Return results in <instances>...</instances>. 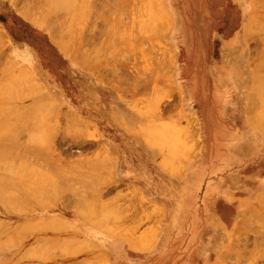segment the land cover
<instances>
[{"label":"rangeland","instance_id":"374dc122","mask_svg":"<svg viewBox=\"0 0 264 264\" xmlns=\"http://www.w3.org/2000/svg\"><path fill=\"white\" fill-rule=\"evenodd\" d=\"M0 35V264H264V0H0Z\"/></svg>","mask_w":264,"mask_h":264},{"label":"crops","instance_id":"0c3cea01","mask_svg":"<svg viewBox=\"0 0 264 264\" xmlns=\"http://www.w3.org/2000/svg\"><path fill=\"white\" fill-rule=\"evenodd\" d=\"M43 34L47 40V43H46V46H45V49L49 52H53L55 54H62V52L60 51V49L57 47V45L55 43H53L51 41V37H50V34L49 32L43 27ZM26 50V49H25ZM41 64L39 62H35L32 60V62L30 61H27V63L24 65V67H26V69L31 72L32 74L34 75H38V74H41L43 75V73H45V71H43V69L41 68L40 66ZM43 82V88L47 90V93L46 95H42V98H48V99H51L52 97L54 96H59V94L51 89H49V87L47 86V84L45 83V80H42ZM41 84V83H40ZM51 101V100H50Z\"/></svg>","mask_w":264,"mask_h":264},{"label":"bare ground","instance_id":"6f19581e","mask_svg":"<svg viewBox=\"0 0 264 264\" xmlns=\"http://www.w3.org/2000/svg\"><path fill=\"white\" fill-rule=\"evenodd\" d=\"M54 2H55V1H54ZM58 3H59V2H58ZM61 3H62V2H61ZM65 4H66V3H65ZM73 7H74V6H73ZM84 7L86 8L85 5H84ZM88 7H89V6H88ZM88 7H87V9H88ZM70 8H71V7H70ZM66 9H67V7H66ZM81 9H82V7H81ZM89 9H91V8H89ZM64 10H65V8H64ZM61 11H62V10H61ZM88 12H89V11H88ZM111 12H112V11H111ZM85 13H86V12H85ZM149 14H150V13H149ZM26 18H27V17H26ZM148 22H149V21H148ZM154 22H155V21H154ZM254 26L256 27V24H255ZM262 27H263V26H262ZM117 31H118V30H117ZM117 31H116V32H117ZM254 31H255V30H254ZM122 32H124V31H122ZM248 32H249V31H248ZM119 33H120V31H119L116 35H119ZM126 33H127V32H126ZM246 34H247V33H246ZM126 35H127V34H126ZM120 36H122V34H121ZM123 36H124V35H123ZM0 38H1V35H0ZM4 41H5V40H4ZM2 42H3V41H2ZM0 43H1V42H0ZM1 44H2V43H1ZM57 45H58V44H57ZM105 48H106V47H105ZM163 60H164V59H163ZM149 61H150V59H149ZM81 62H82V61H81ZM150 62H151V61H150ZM161 63H162V62H161ZM161 63H160V64H161ZM163 63H164V62H163ZM163 63H162L161 65H163ZM144 64H145V63H144ZM164 64H165V63H164ZM155 65H156V64H155ZM161 65H159V66H161ZM84 67H86V66H84ZM164 67H165V66H164ZM162 68H163V66H162ZM163 69H164V68H163ZM25 71H26V70H25ZM162 71H163V70H162ZM18 72H19V71H18ZM263 76H264V75H263ZM263 76H262V77H263ZM19 81H20V80H19ZM27 91H28V90H27ZM34 91H35V90H34ZM254 94H255V93H254ZM29 95H31V94H29ZM29 95H28V96H29ZM255 96H256V94H255ZM256 97H257V96H256ZM250 98H251V97H250ZM250 102H251V101H250ZM256 105H257V104H256ZM50 107H51V106H50ZM260 108H261V106H260ZM49 109H50V108H49ZM250 109H251V108H250ZM63 116H64V115H63ZM68 116H69V115H68ZM73 117H74V116H73ZM63 119H64V117H63ZM65 119H66V117H65ZM68 122L70 123L69 119H68ZM65 123H67V122H65ZM69 123H68V125H69ZM72 124H73V122H72ZM71 126H72V125H71ZM68 127H70V126H68ZM173 127H174V126H173ZM80 128H81V127H80ZM74 129H75V128H74ZM81 130H82V128H81ZM81 130H79V131H81ZM84 132H85V131H84ZM153 135H154V134H153ZM171 139H172V138H171ZM177 146H178V145H177ZM176 149L178 150V148H176ZM172 152H173V151H172ZM174 152H175V151H174ZM176 154H177V153H176ZM15 167H16V166H15ZM5 169H6V168H5ZM13 172H14V170H13ZM15 174H16V173H15ZM30 190H31V189H30ZM134 193H135V192H134ZM6 194H7V193H6ZM55 196H56V195H55ZM117 196H118V195H117ZM116 198L118 199V197H116ZM116 198H115V199H116ZM81 203H82V202H81ZM262 203H263V202H262ZM13 207H15V206H13ZM263 208H264V207H263ZM16 209H17V208H16ZM13 210H15V209L13 208ZM16 211H17V210H16ZM18 211H19V210H18ZM252 213H253V212H252ZM252 213H251V214H252ZM251 214H250V215H251ZM254 216H255V215H254ZM85 217H86V216H85ZM147 217H148V216H147ZM249 217H250V216H249ZM251 217H252V215H251ZM86 218H87V217H86ZM133 218H135V217H132V219H133ZM132 219H131V220H132ZM134 220H135V219H134ZM145 220H147V219L145 218ZM89 221H90V220H89ZM135 221H136V220H135ZM91 222H92V221H91ZM100 222H101V221H100ZM246 223H247V222H246ZM123 225H124V224H123ZM238 225H239V224H238ZM261 225H262V224H261ZM125 226H126V225H125ZM240 227H241V226H240ZM236 230H237V229H236ZM18 234H20V233H18ZM16 235H17V234H16ZM21 235H22V234H21ZM262 235H263V234H262ZM263 236H264V235H263ZM263 236H262V237H263ZM143 238H144V237H143ZM260 238H261V237H260ZM256 239H259V237L256 238ZM261 239H262V238H261ZM10 240H13V239L10 238ZM16 240H17V239H16ZM16 240H15V241H16ZM263 240H264V237H263L262 240H260L261 243H259V241H258V242H254V243H255V246H254V243H253V244L251 243L252 246H253V248H254V247H255V248H258V247L256 246V244L259 243V244H262V245H259V246L261 247V249H262V247L264 246V244H263L264 242L262 243ZM3 241H4V240H3ZM3 241H1V242H3ZM146 241H147V240H146ZM1 242H0V243H1ZM5 242L7 243V241H5ZM11 242H12V241H11ZM249 242H250V240H249ZM8 243H9V242H8ZM8 243H7V244H8ZM13 243H14V242H12L11 244H13ZM146 243H147V242H146ZM246 243H247V242H246ZM246 243H245V244H246ZM7 244H6V245H7ZM11 244H10V245L8 244V247H9V248L12 246ZM249 244H250V243H249ZM2 245H3V244H2ZM247 245H248V244H247ZM247 245H246V246H247ZM5 248H6V247H5ZM9 248H8V249H9ZM3 249H4V247H3ZM6 249H7V248H6ZM8 249H7V250H8ZM244 249H245V248H244ZM261 249L259 250V248H258V249H255V251L258 252V250H259V251H261V253H262V250H263V249H262V250H261ZM240 250H242V249H240ZM245 250H246V249H245ZM249 250H250V249H249ZM250 251H251V250H250ZM252 251H253V249H252ZM252 251H251L250 253H252ZM255 251H253V252H255ZM0 252H1V251H0ZM263 252H264V250H263ZM5 253H6V251L4 252V254L2 253L3 256H5ZM244 253H245V252H244ZM247 253H248V252H247ZM250 253H248V254H250ZM262 254H264V253H262ZM251 255H252V254H251ZM1 256H2V255H1ZM1 256H0V257H1ZM249 257H252V256H249ZM4 258H5V257H4ZM4 258H1V259L4 261ZM239 259H240V258H239ZM244 259H245V258H244ZM247 259H248V258H247ZM250 259H251V258H250ZM240 262H241V261H240ZM242 262H244V260H243Z\"/></svg>","mask_w":264,"mask_h":264}]
</instances>
